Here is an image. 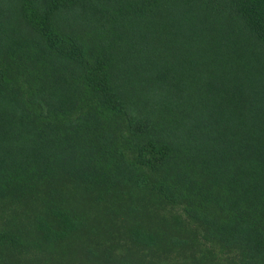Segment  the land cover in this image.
Segmentation results:
<instances>
[{
    "label": "trees",
    "instance_id": "trees-1",
    "mask_svg": "<svg viewBox=\"0 0 264 264\" xmlns=\"http://www.w3.org/2000/svg\"><path fill=\"white\" fill-rule=\"evenodd\" d=\"M0 264H264V0H0Z\"/></svg>",
    "mask_w": 264,
    "mask_h": 264
}]
</instances>
